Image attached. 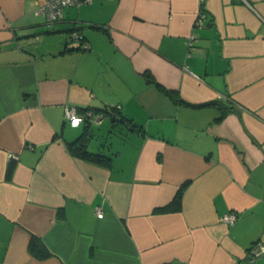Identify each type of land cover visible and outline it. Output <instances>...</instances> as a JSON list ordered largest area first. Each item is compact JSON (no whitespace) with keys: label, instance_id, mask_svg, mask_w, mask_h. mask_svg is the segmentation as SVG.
<instances>
[{"label":"crops","instance_id":"0c3cea01","mask_svg":"<svg viewBox=\"0 0 264 264\" xmlns=\"http://www.w3.org/2000/svg\"><path fill=\"white\" fill-rule=\"evenodd\" d=\"M42 1L0 0V264H264V0Z\"/></svg>","mask_w":264,"mask_h":264},{"label":"built area","instance_id":"2783aa9c","mask_svg":"<svg viewBox=\"0 0 264 264\" xmlns=\"http://www.w3.org/2000/svg\"><path fill=\"white\" fill-rule=\"evenodd\" d=\"M90 0H43L38 4L35 14L41 15L44 18L45 24L49 27L53 23L63 20L64 18V9L69 6H78L83 2H89ZM203 19V14L198 13L196 17V23H201ZM69 39H79L82 42L84 48H88V42L84 41L82 34L77 30H72L68 34ZM193 38V36H191ZM191 45V42L188 43ZM65 117L68 119L72 126L78 125L80 122L85 121L86 119H94L97 123L100 122L101 114L93 116L91 111H86L80 114L74 106H68L65 108ZM102 211L97 210V216L102 217ZM236 213L228 212L222 216V220L226 223H231L235 220ZM251 257L256 258L257 256L264 254V245L254 244L250 249Z\"/></svg>","mask_w":264,"mask_h":264},{"label":"trees","instance_id":"16d2710c","mask_svg":"<svg viewBox=\"0 0 264 264\" xmlns=\"http://www.w3.org/2000/svg\"><path fill=\"white\" fill-rule=\"evenodd\" d=\"M166 91V90H165ZM170 96H172L175 100H177L173 93L166 91ZM120 121L126 122L125 119L119 118ZM92 137V133L90 130L86 127L85 131L77 137L75 140L68 143V148L70 152L76 156H79L83 159H87L92 162H98L107 164L109 162L110 157L102 152H92L87 148V142ZM181 204V189H179L172 199V201L167 204L166 206L162 207L161 210H176L180 207ZM254 245V244H253ZM252 245V246H253ZM32 248V245H30ZM250 247V249L252 248ZM48 255V252L46 253Z\"/></svg>","mask_w":264,"mask_h":264},{"label":"rangeland","instance_id":"374dc122","mask_svg":"<svg viewBox=\"0 0 264 264\" xmlns=\"http://www.w3.org/2000/svg\"><path fill=\"white\" fill-rule=\"evenodd\" d=\"M110 125L109 119L105 120L104 124L102 126L92 125L91 131L94 135V138H92L90 145L91 147H99L101 143L106 142L107 137V131L108 126ZM120 128L121 125H116Z\"/></svg>","mask_w":264,"mask_h":264},{"label":"water","instance_id":"95a60500","mask_svg":"<svg viewBox=\"0 0 264 264\" xmlns=\"http://www.w3.org/2000/svg\"><path fill=\"white\" fill-rule=\"evenodd\" d=\"M111 120H118L117 118L111 117Z\"/></svg>","mask_w":264,"mask_h":264}]
</instances>
